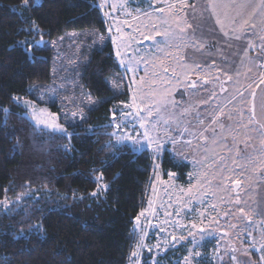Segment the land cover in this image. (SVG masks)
<instances>
[{
    "label": "rangeland",
    "instance_id": "1",
    "mask_svg": "<svg viewBox=\"0 0 264 264\" xmlns=\"http://www.w3.org/2000/svg\"><path fill=\"white\" fill-rule=\"evenodd\" d=\"M98 1L106 33L39 40L52 50V80L31 86L34 98L22 100L27 118L57 134L87 119L98 101L82 83L84 68L111 41L122 72L110 83L127 100L113 108V140L150 151L154 163L129 264H264V38L255 41L252 28L237 32L241 49L255 42L249 63L236 60L249 68L242 75L226 71L229 59L208 55L214 47L198 39L193 10L202 0ZM220 27L205 25L224 34ZM218 79L229 81L224 95ZM166 152L189 165L185 180L177 173L164 179ZM30 195L0 201V209L9 212Z\"/></svg>",
    "mask_w": 264,
    "mask_h": 264
},
{
    "label": "trees",
    "instance_id": "2",
    "mask_svg": "<svg viewBox=\"0 0 264 264\" xmlns=\"http://www.w3.org/2000/svg\"><path fill=\"white\" fill-rule=\"evenodd\" d=\"M90 30L107 32L98 0H0V201L31 193L0 209V264H129L154 163L150 151L113 140V108L127 101L110 83L122 72L113 43L82 75L98 106L66 134L40 131L22 105L32 85L52 80V50L39 40ZM189 170L164 154V179Z\"/></svg>",
    "mask_w": 264,
    "mask_h": 264
},
{
    "label": "crops",
    "instance_id": "3",
    "mask_svg": "<svg viewBox=\"0 0 264 264\" xmlns=\"http://www.w3.org/2000/svg\"><path fill=\"white\" fill-rule=\"evenodd\" d=\"M196 6V5H195ZM196 15L195 30L199 33L198 39L201 42H207L208 47H214L212 51L206 52L210 56L214 54H223V59H229V65L225 70L235 72L242 71V75L249 70L246 65L239 68L237 59L249 61L250 50H243L236 44V35L240 30L248 28L256 29L258 32L255 41L259 37L264 38V0H202L194 8ZM211 25L216 30V25H220L225 32L224 34L216 33L212 29L205 28V25ZM222 35V36H220ZM217 37V42H213L211 37ZM250 48V46H248ZM264 55V44H262V56ZM249 63V62H248Z\"/></svg>",
    "mask_w": 264,
    "mask_h": 264
},
{
    "label": "water",
    "instance_id": "4",
    "mask_svg": "<svg viewBox=\"0 0 264 264\" xmlns=\"http://www.w3.org/2000/svg\"><path fill=\"white\" fill-rule=\"evenodd\" d=\"M228 83H229L228 80L218 79V88H219L220 94L224 95L228 92V89H227ZM239 187H240L239 183H236L234 185L235 192L238 191Z\"/></svg>",
    "mask_w": 264,
    "mask_h": 264
},
{
    "label": "built area",
    "instance_id": "5",
    "mask_svg": "<svg viewBox=\"0 0 264 264\" xmlns=\"http://www.w3.org/2000/svg\"><path fill=\"white\" fill-rule=\"evenodd\" d=\"M264 58V57H263ZM260 67H261V72L264 75V59L263 61L260 63Z\"/></svg>",
    "mask_w": 264,
    "mask_h": 264
},
{
    "label": "snow or ice",
    "instance_id": "6",
    "mask_svg": "<svg viewBox=\"0 0 264 264\" xmlns=\"http://www.w3.org/2000/svg\"><path fill=\"white\" fill-rule=\"evenodd\" d=\"M23 3H24L25 6H27L28 0H23Z\"/></svg>",
    "mask_w": 264,
    "mask_h": 264
}]
</instances>
